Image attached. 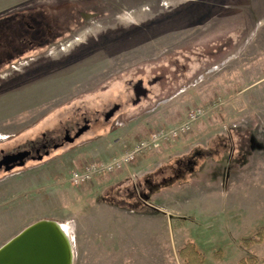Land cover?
Returning <instances> with one entry per match:
<instances>
[{
  "label": "rangeland",
  "instance_id": "374dc122",
  "mask_svg": "<svg viewBox=\"0 0 264 264\" xmlns=\"http://www.w3.org/2000/svg\"><path fill=\"white\" fill-rule=\"evenodd\" d=\"M197 107L147 162L66 180ZM41 139L0 171V245L48 218L72 264H182L188 241L203 264H264V237L241 241L264 223V0H0V150Z\"/></svg>",
  "mask_w": 264,
  "mask_h": 264
},
{
  "label": "water",
  "instance_id": "95a60500",
  "mask_svg": "<svg viewBox=\"0 0 264 264\" xmlns=\"http://www.w3.org/2000/svg\"><path fill=\"white\" fill-rule=\"evenodd\" d=\"M138 94L139 92L136 91V95ZM115 109L116 106L105 115V118H108ZM86 128L87 124H84L73 136L67 135L66 132L64 140L72 142ZM28 154L27 150L6 154L0 164H8L4 167L5 171L14 166H23ZM61 224L57 220L48 218L29 223L0 245V264H72L73 251L70 237L64 233Z\"/></svg>",
  "mask_w": 264,
  "mask_h": 264
},
{
  "label": "built area",
  "instance_id": "2783aa9c",
  "mask_svg": "<svg viewBox=\"0 0 264 264\" xmlns=\"http://www.w3.org/2000/svg\"><path fill=\"white\" fill-rule=\"evenodd\" d=\"M206 111L203 108L189 110L185 119L173 128L154 129L148 135L134 142L129 148L113 155L105 161L88 162L81 168L73 169L67 176V181L78 186L88 182L98 175L111 174L123 169L126 165L135 160L141 153L156 148L162 142L173 140L178 134L186 133L192 126L204 116Z\"/></svg>",
  "mask_w": 264,
  "mask_h": 264
},
{
  "label": "trees",
  "instance_id": "16d2710c",
  "mask_svg": "<svg viewBox=\"0 0 264 264\" xmlns=\"http://www.w3.org/2000/svg\"><path fill=\"white\" fill-rule=\"evenodd\" d=\"M215 103V99H209L204 106H211ZM216 109V106L213 108ZM264 237V223L257 227L249 236L242 237L241 241L244 244L260 242ZM264 239V238H263ZM178 255L181 258L182 264H203L204 257L195 244L188 241L185 245L178 249ZM237 264H249L248 262L239 261Z\"/></svg>",
  "mask_w": 264,
  "mask_h": 264
},
{
  "label": "flooded vegetation",
  "instance_id": "af4514ba",
  "mask_svg": "<svg viewBox=\"0 0 264 264\" xmlns=\"http://www.w3.org/2000/svg\"><path fill=\"white\" fill-rule=\"evenodd\" d=\"M137 91L139 92L140 90L137 89ZM61 143V141H60ZM49 145H50V141L46 140V139H41L39 141H31L30 143H28L27 145H23L20 147H17L15 149L12 150H0V161L3 158V156H5L6 154H11V153H16L18 151H29V154L25 157V163L27 160H33V159H42V157L45 155V153L49 152ZM53 146V145H52ZM51 146V147H52ZM46 154V155H47ZM41 157V158H39ZM8 165L6 163H1L0 164V171H4V173L10 172L11 170H13L14 168H17L18 166H14L12 169H10L9 171H5L4 167Z\"/></svg>",
  "mask_w": 264,
  "mask_h": 264
},
{
  "label": "crops",
  "instance_id": "0c3cea01",
  "mask_svg": "<svg viewBox=\"0 0 264 264\" xmlns=\"http://www.w3.org/2000/svg\"><path fill=\"white\" fill-rule=\"evenodd\" d=\"M183 119V118H182ZM143 136H141V137H139V138H142ZM131 145V143H129L126 147H129ZM161 148V150H162V153H165V152H167V150L168 149H170L171 147L168 145V144H166V146H161L160 147ZM158 150H160V149H158ZM161 153V154H162ZM167 154V153H166ZM153 154L151 153V152H145L144 154H142V155H140L139 156V158L141 159L140 161H141V163H143V161H146L147 162V160H149V159H151L152 157H154V156H157V155H153ZM111 156V155H110ZM110 156H108V157H110ZM166 215H170L169 213L168 214H166Z\"/></svg>",
  "mask_w": 264,
  "mask_h": 264
},
{
  "label": "bare ground",
  "instance_id": "6f19581e",
  "mask_svg": "<svg viewBox=\"0 0 264 264\" xmlns=\"http://www.w3.org/2000/svg\"><path fill=\"white\" fill-rule=\"evenodd\" d=\"M61 227H62L64 233H65L68 237H70V231H69V229L66 227V225H65L64 223H62V224H61Z\"/></svg>",
  "mask_w": 264,
  "mask_h": 264
}]
</instances>
